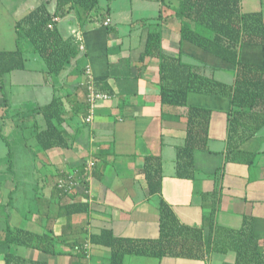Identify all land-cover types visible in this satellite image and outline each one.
<instances>
[{"label": "crops", "instance_id": "1", "mask_svg": "<svg viewBox=\"0 0 264 264\" xmlns=\"http://www.w3.org/2000/svg\"><path fill=\"white\" fill-rule=\"evenodd\" d=\"M12 1L15 7L0 0V50L7 49L2 48L6 40L14 43L11 50L17 49L18 19L43 3L51 13L57 9V0ZM155 1L158 14L140 18L139 28L132 22L137 33L126 38L113 23L110 7L102 13L99 4L85 23L74 10L57 17L63 37H73L79 49L58 74L49 72L40 53H25V69L15 70V127L9 126L15 132V165L0 162V264H7L8 252L20 258L15 264H111V248L92 243L91 236L109 229L117 237L158 238L163 199L182 223L204 225L206 237L212 222L240 229L248 219L253 235L264 241V126L229 159V97L189 94L190 105L213 110L209 145L195 152V180L176 175L177 153L187 137V108L162 104L157 61L142 59L147 32L160 28L166 54L178 57L182 50L184 61L202 66L204 74L220 81L232 84L236 66L181 41L176 13L183 0ZM241 9L264 12V0H241ZM108 19L110 27H104ZM27 54H32L31 66ZM241 60L262 64L264 46L244 44ZM89 65L97 87L113 96L97 104L93 124L85 121ZM55 97L62 100L65 135L59 146L43 149L36 134L37 126L46 124L35 113ZM5 100L9 105V98ZM4 135L2 130L0 137ZM10 151L4 153L11 160ZM150 155L162 161V190L155 194H150L145 175ZM91 160L92 177L84 183ZM73 173L79 184L64 192L58 182ZM9 224L32 235L29 245L9 242ZM123 264H235V253L212 252L202 260L126 255Z\"/></svg>", "mask_w": 264, "mask_h": 264}, {"label": "trees", "instance_id": "2", "mask_svg": "<svg viewBox=\"0 0 264 264\" xmlns=\"http://www.w3.org/2000/svg\"><path fill=\"white\" fill-rule=\"evenodd\" d=\"M100 0H57V9L51 13L45 3L17 20V49L0 50V89L3 76L14 70L25 69L26 52L40 53L50 73H60L71 57L79 53L72 38H64L57 26V17L73 10L82 23ZM180 19L181 41H190L236 66L232 84L220 81L202 72V66L186 62L180 56L168 55L163 50L160 28L148 31L142 59L157 61L160 99L162 104L186 107L187 137L177 153L176 175L195 180V152L208 149L211 123L210 108L190 105L191 92L227 96L231 99L229 111V159L241 152L242 142L254 136L264 126V62L248 63L241 60L244 44L264 46V12H244L241 0H183L177 10ZM53 25V27H51ZM43 115L45 128L36 134L43 149L59 146L65 130L62 100L55 97L49 104L37 108ZM7 144L12 149L10 142ZM12 152V151H10ZM12 154V153H11ZM150 194L162 190V161L150 155L145 165ZM85 206V209L88 208ZM160 236L156 239L117 237L109 229L91 236V242L111 248V264H123L126 255L155 258L205 259L212 252H234L235 264H264V241L252 233V223L245 219L240 229L211 224L210 234H204V225L192 226L181 222L169 203H160ZM9 242L29 245L32 239L27 231L10 224L5 234ZM88 254V253H86ZM86 256V255H85ZM15 255L7 253V264H15Z\"/></svg>", "mask_w": 264, "mask_h": 264}, {"label": "rangeland", "instance_id": "3", "mask_svg": "<svg viewBox=\"0 0 264 264\" xmlns=\"http://www.w3.org/2000/svg\"><path fill=\"white\" fill-rule=\"evenodd\" d=\"M1 1L11 3V5H14L15 7V1L14 2L12 0H1ZM158 5L159 4L155 0H100L102 13H105L107 11V8L110 7L111 9L110 13L112 14L113 23L115 24V26L119 28L120 34L125 38L130 35L131 31L134 32V36L136 35L137 30L140 27V21H139L140 18L157 15ZM13 14L15 16V9L13 11ZM101 18L103 20L105 19L104 16H101ZM132 22L138 28L136 27L134 28L131 24ZM110 24L108 26L104 24L103 26L110 27ZM1 32L2 31L0 30V34ZM3 35L1 36L7 38V34L3 32ZM13 44H14L13 42L9 43L6 40L5 46H3L2 48H7L10 50L14 48ZM27 55H28L27 64L31 66L34 63L31 59L32 54H27ZM33 75H37V74H32V76ZM32 76L28 75L26 76V78L31 79ZM5 98L7 99V101L9 98V105H7ZM11 125L12 127L13 126L15 127V70L5 76L3 88L2 90L0 89V132L3 130V133L7 135V137H4V139L0 137V162L2 161L13 162V165H15V132L13 133V131L12 132L9 131V126ZM7 140L10 142L13 151V157L11 160L10 157L5 155L4 153L5 151L6 152L9 151L10 149L7 144ZM12 206H15V200Z\"/></svg>", "mask_w": 264, "mask_h": 264}, {"label": "built area", "instance_id": "4", "mask_svg": "<svg viewBox=\"0 0 264 264\" xmlns=\"http://www.w3.org/2000/svg\"><path fill=\"white\" fill-rule=\"evenodd\" d=\"M57 21V18L55 19ZM110 20L108 19L105 22V25H109ZM53 27V25H51ZM79 40H82L81 37H78ZM81 48H84V45H81ZM85 74L87 77L86 80V86L88 89V94H87V114L85 116V121L88 124H93L95 121L96 113H97V104L101 101L109 100L113 96L105 91L100 90L97 87V83L93 74L92 67L89 65L85 69ZM95 166V161L91 160L85 165L84 169V177H83V182H87L91 179L92 177V172ZM74 174V173H73ZM71 174L69 175L66 179H60L58 182L59 188H61L64 192H69L75 188L79 183L77 182L78 176L76 174ZM90 246V245H86ZM89 252V251H87Z\"/></svg>", "mask_w": 264, "mask_h": 264}]
</instances>
